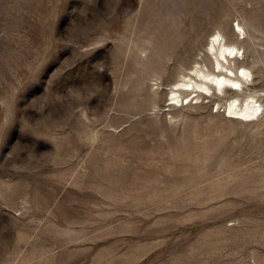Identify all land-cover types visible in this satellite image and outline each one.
I'll list each match as a JSON object with an SVG mask.
<instances>
[{
  "label": "rangeland",
  "instance_id": "obj_1",
  "mask_svg": "<svg viewBox=\"0 0 264 264\" xmlns=\"http://www.w3.org/2000/svg\"><path fill=\"white\" fill-rule=\"evenodd\" d=\"M194 62L254 82L170 100ZM250 97L264 0H0V264H264V112L225 111Z\"/></svg>",
  "mask_w": 264,
  "mask_h": 264
},
{
  "label": "bare ground",
  "instance_id": "obj_2",
  "mask_svg": "<svg viewBox=\"0 0 264 264\" xmlns=\"http://www.w3.org/2000/svg\"><path fill=\"white\" fill-rule=\"evenodd\" d=\"M238 28L241 33L246 34L247 36V32L243 24L239 23ZM233 30L237 38H234V40H231L229 43L225 41V43L222 44L223 39H226V37L224 36V33L220 29H216L209 35L206 48L207 49L209 48V51L214 52V56L217 61L215 65H217L218 69L226 67L225 64L236 63L237 60L235 59L238 58L240 51H242L243 49V47L241 49V47L238 44L239 36H237L238 34H236L234 27H233ZM206 55L210 59L208 54ZM199 65L200 64L198 62H194L195 67L193 66L189 70L192 71L191 73H194L197 76H199L201 78V82L194 81V79H192L191 77H188L189 75L185 76V74H181V77H180L181 80H178V79L175 80L173 82L174 87L171 89V92H168L167 94V97L169 94H171L170 100L176 103L180 101L183 102L182 94L178 90V88H188L190 86H193V84L194 86H196L197 88L201 90V93H204V90L207 91L209 89L207 85L208 81H210L211 83L212 82L215 83V89L216 90L218 89L217 90L218 92H224V90H226V88L230 86L234 90H238L240 87H242L243 84H246L248 82L249 77H251L252 82H254L253 72L247 66L241 65L237 67L238 69L235 70L236 74H234V72L232 71L233 69H230L231 70L230 71L228 70L229 69L228 68L227 71L231 73L230 75H219V74H213L211 72L207 73L204 70H202L199 67ZM238 70L241 71L240 76H239ZM156 89L160 90L159 86ZM156 94H158V91H155V95ZM225 111L229 113V116L238 117V118L252 122L255 119L258 120V116L260 112L261 111L264 112V107L261 103L259 104L258 101L255 100L253 97L247 98V100L243 104H238L237 100L233 98L229 102ZM171 118L174 119L175 117L172 116Z\"/></svg>",
  "mask_w": 264,
  "mask_h": 264
}]
</instances>
